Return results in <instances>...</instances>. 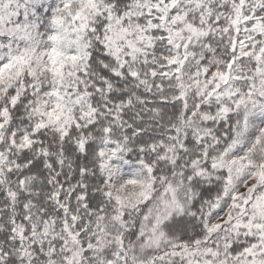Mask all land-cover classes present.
Returning <instances> with one entry per match:
<instances>
[{"label":"snow or ice","instance_id":"1","mask_svg":"<svg viewBox=\"0 0 264 264\" xmlns=\"http://www.w3.org/2000/svg\"><path fill=\"white\" fill-rule=\"evenodd\" d=\"M0 264H264V0H0Z\"/></svg>","mask_w":264,"mask_h":264}]
</instances>
